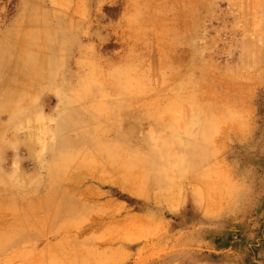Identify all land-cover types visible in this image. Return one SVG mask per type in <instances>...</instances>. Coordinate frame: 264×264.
Here are the masks:
<instances>
[{"label":"rangeland","instance_id":"obj_1","mask_svg":"<svg viewBox=\"0 0 264 264\" xmlns=\"http://www.w3.org/2000/svg\"><path fill=\"white\" fill-rule=\"evenodd\" d=\"M0 264H264V0H0Z\"/></svg>","mask_w":264,"mask_h":264},{"label":"bare ground","instance_id":"obj_2","mask_svg":"<svg viewBox=\"0 0 264 264\" xmlns=\"http://www.w3.org/2000/svg\"><path fill=\"white\" fill-rule=\"evenodd\" d=\"M70 113H71V112H70ZM69 115H70V114H69ZM69 115H68L67 117L64 116V119H69ZM64 122H65V120H64ZM64 122H61L62 129H63V130H65L64 128L67 127V125L64 124ZM71 126H74V125H71ZM141 176H145V173H142ZM142 179H143V182H144L147 186L151 187V190L153 191V192H151V193L153 194V197H154V199H155V201H156L157 203H163L164 206H165V208L168 209V210H170V211H174V210L178 209V207H180L181 202L177 201V203H174V202L171 200V198H169V197L164 198L163 196L159 195L158 192L160 191V188H161L159 177L156 176V177L150 179V181H148V182L146 181V177H142ZM127 181H128V180H127ZM122 189L124 190L125 193H127V194H129V195H131V196H133V197H135V198H140V197H141V198H144V197H145V195H144V191H143L142 188H141V189H139V188H137V189H130V187H128V186L126 185V186L123 187ZM135 190H136V191H135ZM128 221L132 223V221L135 222V221H138V219H133V220H132V219L130 218ZM140 221H141V219H140Z\"/></svg>","mask_w":264,"mask_h":264}]
</instances>
